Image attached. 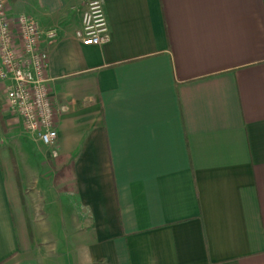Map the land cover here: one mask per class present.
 <instances>
[{
	"label": "crops",
	"instance_id": "crops-1",
	"mask_svg": "<svg viewBox=\"0 0 264 264\" xmlns=\"http://www.w3.org/2000/svg\"><path fill=\"white\" fill-rule=\"evenodd\" d=\"M100 1L89 46L88 0H6L60 111L16 133L0 81V264H264V0Z\"/></svg>",
	"mask_w": 264,
	"mask_h": 264
},
{
	"label": "built area",
	"instance_id": "built-area-1",
	"mask_svg": "<svg viewBox=\"0 0 264 264\" xmlns=\"http://www.w3.org/2000/svg\"><path fill=\"white\" fill-rule=\"evenodd\" d=\"M81 16L76 40L89 46L108 42L104 2L88 0ZM55 38V30H43L26 13L9 16L6 0H0V81L7 109L20 120L24 131L47 147L58 139L54 116L60 109L52 105L44 45Z\"/></svg>",
	"mask_w": 264,
	"mask_h": 264
},
{
	"label": "rangeland",
	"instance_id": "rangeland-1",
	"mask_svg": "<svg viewBox=\"0 0 264 264\" xmlns=\"http://www.w3.org/2000/svg\"><path fill=\"white\" fill-rule=\"evenodd\" d=\"M21 131H15L16 133H24V134H28L26 131L22 130V128H20Z\"/></svg>",
	"mask_w": 264,
	"mask_h": 264
}]
</instances>
